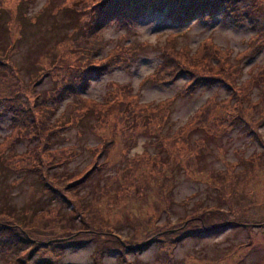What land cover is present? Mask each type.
<instances>
[{"label":"rangeland","instance_id":"obj_1","mask_svg":"<svg viewBox=\"0 0 264 264\" xmlns=\"http://www.w3.org/2000/svg\"><path fill=\"white\" fill-rule=\"evenodd\" d=\"M4 1L9 6L6 11L18 3ZM235 1L240 8L246 6L243 9L251 15L241 16L243 9L220 7L183 22L165 11L147 8L129 33L111 23L101 33L108 67L92 76H87V64L64 48L58 51L55 45L73 29L78 31L82 22L68 8L61 10L68 0H51L47 6H43L45 0L24 4L26 13L17 15L14 26L6 21V14L0 16L1 48L8 47L9 51L13 43L18 45L17 54L11 56L19 67L24 90L19 89L15 105H23L36 94L46 99L45 108L36 109L32 103L27 107L29 131L23 137L14 132L17 125H12L11 111L0 105V225L15 226L33 241L9 254L0 253V264H15L18 253L30 248H36L30 258L24 255L27 252L20 253L24 264H264V228L256 226L264 222V119H260L264 114L259 112L264 105L253 107L256 110L252 113L245 106L236 110L234 106L241 105L233 101L222 104L212 98H227L230 92L218 82L209 89L180 96L181 87L191 81L187 74L173 83H143L140 87L162 62L161 50L187 66L193 72L189 77L216 76L242 88L253 80L251 76L264 68V0ZM129 42L135 52L124 49ZM50 63L60 67L52 70ZM43 70L50 71L39 75ZM73 70L83 71L88 80L62 99L58 92L74 75L70 73ZM4 78L6 83L1 84L12 91L5 95L13 96L17 91L10 86L17 85L15 73L4 74ZM37 78V84L30 83ZM258 83L260 86L250 91L251 102H261L260 97L264 101V79ZM49 91L54 95L45 98ZM170 98L166 133L177 128L183 131L170 134L182 143L171 145L161 139L155 146L165 150L158 153L147 140L163 129V115L155 112L160 118L153 119L147 103ZM131 99L135 104L128 103ZM150 108L155 111L158 107ZM203 108L208 112L206 119L196 124ZM39 111L40 118H49L44 130L39 129L42 125L31 124L38 122ZM61 116L74 122L80 117L82 120L76 126L69 121L64 125L55 121ZM211 129H215L214 135L207 134ZM186 138L192 142L189 146ZM200 146L203 148L199 150ZM57 148L67 151L60 153ZM253 152L259 157H249ZM138 153L143 157L134 164L133 154ZM4 155L14 159L16 167L28 166L30 161L32 166L44 168L48 180L55 183L51 187L60 186L59 190L46 189L35 171L16 174L5 168ZM60 155L67 164L47 168L54 166L56 159L61 160ZM160 157L172 164L161 173L165 178H156L154 170ZM190 158L196 171L185 163ZM94 164L99 167L77 186L79 200L61 199L64 183L81 178ZM169 175L170 182L166 180ZM163 183L167 185L165 190ZM135 188L144 195H135ZM162 190L169 192L168 200ZM198 205L196 213L192 209ZM56 206L55 213L51 209ZM190 214L194 217L184 223ZM199 229L209 231L168 244L179 231ZM11 230L4 231L12 234ZM143 241L149 242L145 249L126 253L127 248ZM42 242L49 245L40 246Z\"/></svg>","mask_w":264,"mask_h":264},{"label":"trees","instance_id":"obj_2","mask_svg":"<svg viewBox=\"0 0 264 264\" xmlns=\"http://www.w3.org/2000/svg\"><path fill=\"white\" fill-rule=\"evenodd\" d=\"M33 1L34 0H18L16 7H14L13 9L10 8L9 10L7 9V11H6V8L9 6L5 4L4 0H0V16L6 14L5 15V16H7L6 21L14 26V23H15L14 21H15L17 15H19V14L24 15L26 13L25 10H22L24 4H27V3L33 2ZM50 1L51 0H45L43 6H47ZM236 3L237 2L235 0H215L214 2H208L206 0H68V3H65V2L62 3L61 6L64 5L66 7H63L61 10L66 11V9H64V8H68L69 12H71L74 16L77 15L76 17L78 18V21H82V22L79 24V28H78L79 30L78 31L73 29L72 31H70L66 35V37H63L58 42H56L55 45L57 46L58 51L61 48H64L65 50L68 51V53L71 56H73L75 59H77L80 63L87 64V66H86L87 76H92L94 74H100L101 68L104 70L108 67V61L106 59L107 55H103L104 50L102 51V48L105 46V43H104L105 40L103 39L101 33L111 23L115 22V24L119 28L124 29L126 31V33H129L133 24H134V21H136L139 17H141V15L146 11L147 8H150L151 11H153V12L162 13L163 11H165L169 17H171V18L177 17V18H175V20L183 19V21L185 22V21L189 20L190 18H192L194 15L200 14V15L205 16V13H207L208 11L214 12L216 9H218L220 7H224V8H226V10H232V11H234L236 9H241L240 6L236 5ZM44 9L38 11V13L34 16L35 19L33 21L37 20V15L42 13L44 11ZM58 10H56V11H58ZM246 13L249 14V16L251 15V12L249 10L243 9L241 16H244V14H246ZM78 21H76V22H78ZM42 32H45V31L42 30ZM46 34H48L47 31H46ZM37 39H40V38H37ZM13 44H12L9 51H7L8 47L1 48V46H0V105H2L4 108H7L11 111V113L13 114L12 115V125H17V126H15L16 128H15L14 132L20 134L23 137V134L25 132L29 131L28 125L26 124V120H25L27 113H28L27 107L31 106L30 105L31 103H32V105H35V107L36 106L37 107L38 106L44 107V102L46 101V99H41L39 97L40 95L36 94L34 97L32 96L33 98L31 100L27 99L23 105H21V104H18L17 106L15 105L16 100L18 98L17 95L19 96V93H21V91L24 90V88H23L24 81H22L23 79L22 80L20 79V75H19V73H17V69H19V67L17 66V64L15 65L14 58H13V56H11L12 54L13 55L17 54L15 51V48H17V45L14 46ZM124 46H125V48H124L125 50H129V48H130L131 51L135 52V50L131 46L130 42L128 44H125ZM162 52H163V50H161L162 62H160L158 64V66H156L154 71L147 76L148 77L147 80L142 82L140 87H142L144 84L146 85L148 83H161V82L173 83L176 80H178L183 74H187L189 80H191V81H189V82L187 81L183 85V87H181V89L179 90L180 96L192 95L194 92H196L200 88L209 89L215 83L218 82V83H221L223 85H226V89H227L228 93L230 92V96L227 98H223V99H217L215 97L212 99L218 100L222 104H229L231 101H233L234 105H236L237 103L239 105H241L240 107L234 106L236 110L243 108V106H245V107H247L246 111H251V112L253 110H256V108H253V107H256L258 104H260L259 106L264 105V101H263L262 97H260L261 102H257V101L251 102L250 101V91L252 90L253 87L260 86L258 83V80L260 78L264 79V68L258 69L256 71V73L251 76L253 78V80L246 83L242 88V85L239 87V85L233 81L223 82L220 80V78H218L216 76L192 75L191 77H189V75H191L193 72L189 71L187 66L182 65L180 61L171 57L170 53H168V52L162 53ZM224 52L228 53L229 51H224ZM41 53H43V51ZM1 57H3V58H1ZM57 60H58V58H57ZM131 60L132 59H130V62L133 61V60L132 61ZM49 66L52 67V68H50L52 70L56 69L57 67H60V66H57L55 63H50ZM234 66H236V65H234ZM12 71L15 73V77L17 78V85H11L10 88L13 87L11 89L12 90L16 89L17 92L13 96H6L5 95L6 93L12 92V91L6 90L5 85H3L6 83V81H4V79H5L4 74L8 75ZM47 71H50V70H45V71L43 70V72L40 73L39 75H42V76L46 75V73H44V72H47ZM76 71L77 70H73L70 72V73H74V75L72 77H70L71 78L70 80H66L67 83L63 84L62 91L58 92V95L59 94L63 95L62 99L67 97V96L69 97L70 94H73L74 93V87L76 85H82V83H84L85 81L88 80L87 77H84L83 71H79V70H78V72H76ZM39 75H37V77ZM39 80H40V78H37L36 80L33 79V80H31L30 83L37 84ZM55 82L58 83L56 79H55ZM1 83H3V84H1ZM126 87L130 90L131 86L126 85ZM59 88H60V85H58L56 90H59ZM19 89L21 91H19ZM68 91H71V93H67ZM235 94L238 96H234ZM48 95L51 97L54 95V93L51 95L50 91H49L48 94L45 96V98ZM232 96H234V98H230ZM119 99L124 100V98H119ZM38 100H40V102ZM210 100L211 99H209L208 101H210ZM52 101L59 103V101L54 100V98L52 99ZM171 101H172V99L170 98V99H165L163 101H158L154 104H150L149 102L147 103L148 104L147 107H149V109H150L149 115L153 119L158 120L160 118V116L157 115L155 112H159L161 115H163L162 121L164 124L163 129H161L158 133H156L154 135H150L151 139L147 140L148 146L149 145L155 146L156 145L155 143L161 139H166L165 141L170 142L169 144H171V145H180V143H182L181 139L178 138V136H173V137H171V136L174 135L175 132H177L179 134H183L184 133L183 131H181V130L179 131V130H177L178 129L177 128L174 130L175 132L172 131V132H174L172 135H170L172 132L166 133L167 129H165L166 128L165 124H166V121H168V119H169L168 117L170 115V111L168 110V106H169ZM54 102H51V103L53 104ZM71 102H73V100ZM129 102H133V104H135L134 103L135 100H133V99L128 101V103ZM140 106H142V105H138V107H140ZM37 107H36V109H37ZM150 107H158V108L155 111H152ZM204 108H206V107H204ZM204 108L200 109L198 116H197V123L196 124H200L203 121H205V119H206L205 115L208 112L205 111ZM75 109H76V107H75ZM75 109L73 111H75ZM73 111L70 114V116L73 115ZM87 112L88 111H86V113ZM259 112H260V115L264 114V108H259ZM41 114H42V112L39 111L36 114L38 117V122L31 121L32 122L31 124L32 125H42L39 129L44 130L45 129L44 124H46L47 121H49V118H47V116L40 118ZM242 118L245 119V117H243V116H242ZM56 119L57 120H55V121L60 123V124L65 125L69 121L74 126H76V124L80 120H82V118L80 117L74 122V121H72V119L63 118L62 116L58 117ZM248 119L253 120L252 116H249ZM260 119H264V118H260ZM198 128H200V127L198 126ZM195 129H197V127ZM205 132H207V131H205ZM213 132H215V129H213V131L211 129L209 131V133L207 132V134L214 135ZM168 138H170V139H168ZM44 140L48 141V138H45ZM184 141L186 143H188V146H189V143H192L191 140L188 138H186ZM193 145H195V141H194ZM155 147L158 148L157 149L158 153H162L161 150H163V151L165 150L164 148H162L160 146L159 147L155 146ZM127 148H130V147L127 146ZM201 148H203V146H200L199 150ZM57 149L58 150H56V151L60 152V153L67 151V150L62 149V148H57ZM92 149H93V151H95V147ZM141 155L142 154H134V156H133V160L135 161L134 164L137 163L136 160H138L140 157H143ZM60 156H61V160L56 159L58 161L56 163H54L55 165L54 166H47V168L55 167V166L59 167L61 165H66L67 163L65 161L64 155H60ZM4 161L6 162L7 167H5L3 165ZM13 162H15V160L11 159L8 155L2 156V165L5 168L12 170L16 174H22L25 172H30V171L34 172L35 171L39 175L38 176V178L40 179L39 181L41 182V184H43L46 187V189L52 188L54 191L59 190L60 186L59 187L58 186L51 187L50 184L55 185V183H54V181L50 182V180H48L47 176L45 175L44 168H40L37 165L32 166L34 163H31L30 161H28L29 164H26L28 166L16 167L13 164ZM50 162H51V160L49 162H46L45 164L47 165V163H50ZM131 163H133V162H130V164ZM185 163H186L187 167L193 168V166H194L195 171L197 170L195 163L191 162V158H190V160H188V162H185ZM38 164H40V161L38 162ZM188 164H190V165H188ZM124 165L122 166V168H125ZM152 165L154 166V163H152ZM169 165H172V164H170V162H166L165 160H163L160 157L158 164L154 167V170L157 172L156 178L158 176L160 178H165V174L162 175L161 173L165 172L166 167ZM176 165H177V163L175 164V167H176ZM98 167L99 166L94 164L93 166L89 167L90 169L81 178L75 179V180L73 179L69 182L64 183L65 186L63 187V189H65V191L62 193L63 196L61 197V199L66 201V199L69 198V199H72V201L77 202L79 200V198H77V194H76L77 186L84 179H86L88 177V175H90L92 173L93 170H95ZM154 170H153V172H154ZM240 172H243V171H240ZM70 174H71V172L66 173L67 176H69ZM170 175L166 176V180L168 182H170V179H171ZM226 176H227V174H226ZM231 176L233 177V179L235 178L234 177L235 176L234 171L232 172ZM209 178H212V175H210ZM166 187H167L166 184H164L162 186V188H164V190L166 189ZM61 188H62V186H61ZM162 192H163V190H162ZM134 193L138 197L144 195L143 192L138 190L137 188L134 189ZM64 195H66V196H64ZM163 195L165 196V198L167 200L169 199V192L168 191L166 193L163 192ZM145 196L147 197V194ZM57 201L59 203L61 202L60 197H59V199H57ZM195 209H196L195 212L199 213L198 212L199 211V205L197 206V208L194 206L192 210H195ZM51 210H54L56 213L58 210V207L56 206V207L52 208ZM202 210L207 211V209H205L204 207ZM71 216H73V214H71ZM193 217H194V215H191V214L188 215L187 217L184 218V223L186 221H188L189 219H192ZM81 222H82V224L87 225V221L85 219H82ZM24 225H23V228H24ZM259 225L264 226V222L259 224ZM7 228L12 229L11 230L12 234H9V233H7V231H4ZM18 229L19 228H15V226L7 227L3 223L0 225V232H2V234L0 235V253H8L9 254L12 250H15L16 248L18 249V247H20L21 245H23L27 242H33V241H31V239L29 240V238L22 235V233L20 231H18ZM172 230H174V229H172ZM208 231H209L208 229H206V230L199 229V231H186V232L179 231V234H177L174 239H170L168 244H170V245L176 244V243H179L180 241H182L183 239H186V238L192 237V236H199V234L206 233ZM72 233L73 232H71L70 234H72ZM156 239H152L151 241L155 242ZM123 241L125 242L124 239H123ZM114 242L117 243V241H114ZM143 243H144V241L141 242L140 245H137L134 248L127 250L126 253L129 254V253H134L136 251H142L143 249H145L149 245V243H146V244H143ZM41 245L45 246L46 244L44 242H42L40 244V246ZM119 245H120V243H119ZM35 249L36 248H30L29 250L22 249L18 253V256L15 258L14 263L15 264H24V262H25V261H23L24 255H27L30 258L31 254L35 251ZM22 251H25L27 253L22 255V254H20Z\"/></svg>","mask_w":264,"mask_h":264},{"label":"bare ground","instance_id":"obj_3","mask_svg":"<svg viewBox=\"0 0 264 264\" xmlns=\"http://www.w3.org/2000/svg\"><path fill=\"white\" fill-rule=\"evenodd\" d=\"M184 22V21H183ZM184 77V75H182L180 78H183ZM156 102H158V101H156ZM155 101H149V103L150 104H154V103H156Z\"/></svg>","mask_w":264,"mask_h":264}]
</instances>
